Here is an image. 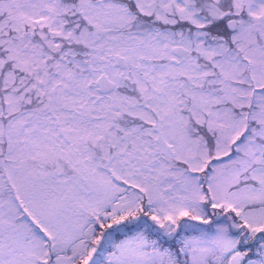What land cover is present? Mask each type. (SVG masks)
<instances>
[{"label":"snow or ice","instance_id":"1","mask_svg":"<svg viewBox=\"0 0 264 264\" xmlns=\"http://www.w3.org/2000/svg\"><path fill=\"white\" fill-rule=\"evenodd\" d=\"M0 264H264V0H0Z\"/></svg>","mask_w":264,"mask_h":264}]
</instances>
